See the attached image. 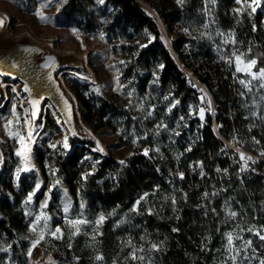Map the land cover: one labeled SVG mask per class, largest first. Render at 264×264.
Listing matches in <instances>:
<instances>
[{
  "label": "trees",
  "instance_id": "obj_1",
  "mask_svg": "<svg viewBox=\"0 0 264 264\" xmlns=\"http://www.w3.org/2000/svg\"><path fill=\"white\" fill-rule=\"evenodd\" d=\"M13 1L23 12L49 13L60 30L97 41L89 63L110 62L118 85L97 91L75 76L67 79L84 123L94 132L119 133L117 145L131 150L123 160L92 151L76 107L80 138L67 133L68 148L55 110L34 122L58 138L34 148L43 183L35 204L48 200L47 213L54 215L65 186L74 213L81 207L95 223L104 216L95 226H78V234L66 227L63 238L44 240L59 254L58 264H125L128 251L153 264H220L224 236L242 232L264 259V87L229 63L228 45L256 60L255 72L264 68L261 14L252 11V0H156L151 10L136 0ZM200 84L216 103L213 115ZM5 154L0 248L7 251H0V264H28V196L36 173L20 171L18 180L21 166L13 152Z\"/></svg>",
  "mask_w": 264,
  "mask_h": 264
},
{
  "label": "rangeland",
  "instance_id": "obj_2",
  "mask_svg": "<svg viewBox=\"0 0 264 264\" xmlns=\"http://www.w3.org/2000/svg\"><path fill=\"white\" fill-rule=\"evenodd\" d=\"M137 1H139L146 9L151 10L150 2L156 0ZM254 8L255 11L261 14L260 25L264 32V0H259L258 6L254 4ZM37 12H42L47 20L42 21L36 15ZM37 12H23L18 8L13 0H0V43H35L44 49V54H55L60 58H69L71 64H62V68L57 74V79L60 81L63 90L76 107L77 114L79 115V129L85 138L94 142V147L90 148L92 151L102 156L111 155L119 160H123V158L131 153L130 148L124 145H117L119 143V133L111 134L107 130L94 132L90 126L84 123L83 118L77 108V98L74 95V92L71 89L67 79V76L72 75L82 81L90 83L93 88L100 89L101 87L106 86L113 90L118 85V83L117 75L109 70V65L111 63L109 62L106 64V62H97L98 64L96 68L91 66L89 63L90 53L92 50L97 49V41L85 40L84 38L75 35L73 32L60 30L56 28L50 21L49 13L45 11ZM161 25L163 27L162 21ZM228 45L230 47V51L232 52V57H230L229 60H233L236 65L235 56L233 53L236 55L241 54H238L236 50L234 51V48L231 44ZM44 54L39 57V60H43ZM242 60L245 63L249 61L244 55H242ZM255 68L256 67L254 65L251 69V73L256 74L257 76H259L261 70H264V68H261L255 72ZM78 69H82V71H78ZM185 70L186 68L184 71ZM185 72L191 78L195 79L190 70L188 71L187 69ZM256 80L260 81L261 84H264V80L259 78ZM0 89L2 91V100L0 101V172L6 164L5 153L13 152L14 158H16L20 164L21 169H27L21 170V175L35 172L37 184H39V188H37L36 184L35 190L32 192L34 194L32 196V200L30 202L28 201L30 210L27 216L30 222L27 233H29L31 239L34 241L40 232H43L45 239L55 238L51 235V233L55 232L57 228L61 229V233H58L57 235L63 238L66 227L72 228L67 223L68 220H82L86 221V223L80 225L95 226L94 224L96 223L90 221L89 217L85 215V212L81 207L78 208L79 211H77V213H74L75 205L69 190L65 186L60 187L57 192L59 199L54 207V215H49L47 213V208L49 207L48 200H45L47 203L44 207H41V205L45 204V201H43L40 206L35 204V198L42 188L43 183L40 172L34 163V148L37 144L41 143L53 144L58 141V138L44 133V124H34L33 120L31 119L28 98L22 92V84L20 82L4 80L0 76ZM200 90L206 97L207 107L213 115L214 100L203 84H200ZM48 112H54V108L49 103H47L44 108V115ZM9 121L12 122L10 125L8 123ZM56 121L58 125H60V120L57 117ZM6 125H8V128L5 127ZM61 129L63 134L60 139L62 143L65 144V142L67 143V132L64 126L61 127ZM8 131L19 133V135L9 136ZM29 133H31L30 137ZM21 137H23V140H21ZM97 142H99V147L102 148L103 151L98 150ZM227 144L229 147L233 149L235 148L233 144ZM66 148H68V146ZM18 149L26 153L27 161L23 164L21 163L22 157L16 155ZM21 175L18 177V180L21 178ZM66 204H70V208L67 213L64 211ZM37 216H41V220L39 222L36 221ZM45 217H47L46 221L44 219ZM45 223L47 224V227H44ZM34 224L36 225L35 232L31 230ZM249 229L253 230V228ZM249 229H247L245 232H248ZM242 233H237L236 235L232 234L231 245L228 243V235L226 234L224 236L222 245L219 248L220 264H260V262L264 260L254 253L251 245H246L245 242L248 240L242 237ZM44 240H42L37 246H45ZM30 248H32V244ZM51 252L53 253L52 255L54 259H57H55L56 264H58L60 258L59 254L54 251ZM132 253L133 251H128L122 258V262L125 264H153V259L146 254L135 252L138 258L132 259ZM30 256L31 255H29L28 252V262ZM141 256L143 257V260L139 259ZM232 256L236 257L235 261L231 259Z\"/></svg>",
  "mask_w": 264,
  "mask_h": 264
},
{
  "label": "water",
  "instance_id": "obj_3",
  "mask_svg": "<svg viewBox=\"0 0 264 264\" xmlns=\"http://www.w3.org/2000/svg\"><path fill=\"white\" fill-rule=\"evenodd\" d=\"M43 54L44 49L35 43L10 42L0 46V76L4 80L22 84V92L28 98L33 122H39L42 119L45 105L49 103L59 115L70 137L79 139L75 125L74 103L57 79V74L62 68L60 57L55 54H44L43 60H39ZM49 56L54 57L55 63L47 68L42 67ZM200 98L202 99L203 96ZM1 100L2 91L0 89ZM33 101L36 102L35 106H33ZM215 106L214 102V109ZM33 112L35 116L32 115Z\"/></svg>",
  "mask_w": 264,
  "mask_h": 264
},
{
  "label": "snow or ice",
  "instance_id": "obj_4",
  "mask_svg": "<svg viewBox=\"0 0 264 264\" xmlns=\"http://www.w3.org/2000/svg\"><path fill=\"white\" fill-rule=\"evenodd\" d=\"M178 2H182V0H178ZM212 2L214 3L215 0H212ZM236 2H237L238 4H240V3H241V0H236ZM252 2H253L254 4H256L257 6L259 5V0H252ZM42 7H44V5H42ZM248 7H252V5L249 4ZM236 11L239 12L240 9H237ZM252 11H253V12L255 11V8H254V7L252 8ZM36 15H37L42 21L47 20V18L42 14V12H37ZM225 42L227 43V40H226ZM233 55L235 56L236 71H237V72H247L248 74L252 75V78H253V79H258V78H259V79L264 80V70H261V71H260L259 76H257L256 74L251 73V69H252V67L256 64V60H254V59H253V60H249V61H247V62L245 63V62L242 60V54H241V55H236L235 53H233ZM54 63H55V59H54V57L49 56V57H47V61L45 62V64L42 65V67L47 68V67L50 66V64H54ZM121 63H123V62H121ZM229 63H231V60L229 61ZM161 67H162V65H161ZM241 83L243 84L244 81H241ZM261 87H264V84H261ZM26 90H27V89H26ZM97 91H99V90L97 89ZM32 103H33V106H35L36 102L33 101ZM32 115L35 116V112H33ZM201 118H203V109H201ZM181 119H183V118H181ZM8 123H9V125H10L12 122L9 121ZM5 127L8 128V125H6ZM8 135H9V136L19 135V133H13L12 131H8ZM30 136H31V133H29V137H30ZM21 140H23V137H21ZM50 146H51V147H54V145H50ZM67 146H68V145H67V143L65 142L64 147H67ZM97 148H98V150L103 151V149L99 147V142H97ZM144 154H145V155L148 154V153H147V150H145V153H144ZM16 155L22 157V159H21V163H22V164L25 163V162L27 161V156H26V153H25V152H22L21 150L18 149L17 152H16ZM261 155H264V153H261ZM240 158H241V160H245V161H247V160H252L251 157H245L244 153H240ZM120 163L123 164L124 161H121ZM246 167H247V163H245V165L242 167L241 170L243 171L244 168H246ZM21 170H27V169H18V170H17V177H19V173H20ZM218 171H219V170H218ZM37 188H39V184H37ZM33 195H34L33 193H30V194H29V196H28V201H29V202L32 200V196H33ZM145 195H147V194H145ZM141 199H143V197H142ZM46 203H47V202L45 201V204H42L41 207H44V206L46 205ZM137 204H139V201H137ZM69 208H70V204H66V205H65V208H64L65 213H67V212L69 211ZM42 215H43V214H42ZM230 215H231V216H235L236 213H235V212H232V213H230ZM44 219H45V221H46V220H47V217H45ZM40 220H41V216H37V217H36V221L39 222ZM103 220H104V216L101 215V216L99 217V219L96 221V223H97V224H100ZM67 223H68L72 228L75 229V231L72 233V235H75V234H78L79 231H80L79 227H77V226L80 225V224L86 223V221H82V220H68ZM44 227H47V224H46V223H45ZM31 230H32L33 232L36 231V225H35V224L33 225V227H32ZM249 231H252V229H249ZM58 233H61V229H60V228H57V229L55 230V232H52V233H51V235L54 236V237L57 238V239H60L61 236L57 235ZM255 234H256V235H260V233H258V232L255 233ZM227 235H228V243H229V245H231V244H232V234H231V233H228ZM44 239H45V237H44L43 232H40V234L37 236V238L32 242V248L29 249V255H31V253H32V249L35 248V247H36V246H37L42 240H44ZM260 239H261V240H264V235H260ZM245 243H246V245L250 246L251 241H246ZM152 247H153V248H156L157 246H156V245H152ZM0 251H7V249L0 248ZM137 258H138V257L136 256L135 251H133V253H132V259H137ZM96 259H97V260H101V259H103V257H102V256H97ZM139 259L143 260V257L141 256V257H139ZM231 259H232L233 261H235L236 257H235V256H232ZM260 264H264V260H262V261L260 262Z\"/></svg>",
  "mask_w": 264,
  "mask_h": 264
},
{
  "label": "built area",
  "instance_id": "obj_5",
  "mask_svg": "<svg viewBox=\"0 0 264 264\" xmlns=\"http://www.w3.org/2000/svg\"><path fill=\"white\" fill-rule=\"evenodd\" d=\"M52 254L53 253L45 246H36L31 253L28 264H39L49 261H52L54 264H56L57 259L55 258V260Z\"/></svg>",
  "mask_w": 264,
  "mask_h": 264
},
{
  "label": "bare ground",
  "instance_id": "obj_6",
  "mask_svg": "<svg viewBox=\"0 0 264 264\" xmlns=\"http://www.w3.org/2000/svg\"><path fill=\"white\" fill-rule=\"evenodd\" d=\"M6 44H8V43H0V46L6 45ZM60 62H61V64H64V65L71 64L69 58H60ZM39 264H54V263L52 261H49V262H44V263H39Z\"/></svg>",
  "mask_w": 264,
  "mask_h": 264
}]
</instances>
